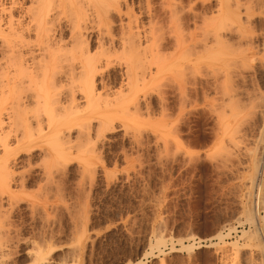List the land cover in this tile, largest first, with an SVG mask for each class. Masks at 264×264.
Returning a JSON list of instances; mask_svg holds the SVG:
<instances>
[{"label":"rangeland","instance_id":"obj_1","mask_svg":"<svg viewBox=\"0 0 264 264\" xmlns=\"http://www.w3.org/2000/svg\"><path fill=\"white\" fill-rule=\"evenodd\" d=\"M195 1L197 26L202 18L220 25L218 0ZM229 5L236 14L223 35L226 54L216 45L210 59L191 57L175 68L167 62L165 80L149 85L134 109L118 111L99 141L75 142L71 133L80 151L71 150L68 162L45 160L39 148L18 155L16 173L27 182L11 190L20 192L14 204L0 191V220L9 230L3 264L30 263L33 247L49 264H229L234 257L235 264H264V0ZM112 69L95 85L106 83L109 91L100 92L115 96L119 69ZM45 165L53 169L46 175Z\"/></svg>","mask_w":264,"mask_h":264},{"label":"bare ground","instance_id":"obj_2","mask_svg":"<svg viewBox=\"0 0 264 264\" xmlns=\"http://www.w3.org/2000/svg\"><path fill=\"white\" fill-rule=\"evenodd\" d=\"M229 1H217V7H214L217 13H214L217 18L221 16L222 22L216 21L220 25L214 27L203 18V26H197L200 13L195 0H0V191H6V200L14 201L11 197L20 192L11 190L21 191L27 182L16 173L19 154L39 148L45 160L54 158L52 161L55 163L58 160L64 162L71 150L79 148L75 142L81 139L88 143L95 139L99 141L103 128L120 118L119 112L131 110L139 102L138 96L150 90L149 85L163 82L164 73L168 71L167 68L165 72L163 70L167 62L175 68L180 63L191 62V57L200 59L208 55L210 59L209 54L212 55L216 45L221 46V52L227 53L230 43L227 46L228 41L223 35L230 30L231 27L228 29L226 25L233 23L236 14ZM248 8L244 9L247 14L251 12ZM186 23L192 25V32L185 27ZM114 25L119 30L116 34ZM237 26L240 29V25ZM198 33L200 40L196 37ZM241 34L239 39L243 38ZM116 67L119 69L121 91L119 89L115 97L114 92L112 95L110 92L104 94L109 91L106 83L103 82L98 90L95 83L97 78L105 80L108 74L104 72ZM223 92L226 97L225 90ZM92 121H96L98 126L94 127ZM74 130L76 137L72 144L71 133ZM84 143L85 149L87 143ZM90 153L94 152L85 154ZM57 164L49 165L55 167ZM51 166L45 165L42 174L51 173ZM255 215L249 221L255 223ZM257 219L260 221L259 216ZM4 221L0 222V264L5 262L3 258L7 255L4 238L9 230L4 227ZM217 238L225 244L224 236L218 234ZM160 243L157 241V246ZM33 248L29 254L32 260L28 264L50 263L40 248ZM185 248L189 250L191 246ZM234 259L229 264H235Z\"/></svg>","mask_w":264,"mask_h":264}]
</instances>
